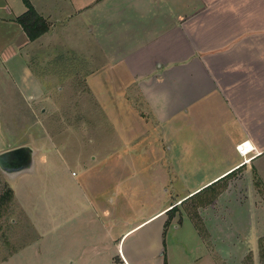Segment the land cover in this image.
<instances>
[{
	"label": "crops",
	"instance_id": "0c3cea01",
	"mask_svg": "<svg viewBox=\"0 0 264 264\" xmlns=\"http://www.w3.org/2000/svg\"><path fill=\"white\" fill-rule=\"evenodd\" d=\"M28 2L48 31L29 41L16 21L27 11L23 0H0V93H11L10 81L23 93L22 79L34 78L30 60L66 62L74 56L83 63H112L109 67L127 71L130 79L117 95L132 98L129 111L136 104L145 110L136 115L137 125L153 127L142 130V137L152 143L145 155L150 152L156 159L144 166L152 184L144 203L155 208L144 214L141 226L127 230L125 221L108 216L113 199H64L65 243L81 248L74 257L67 254L66 264L78 263L83 251L98 254L105 237L116 244L112 239L137 229L144 230L149 252L162 258L168 232L181 236L185 222L201 249L194 264H215V254L225 259L234 243L259 264L257 241L264 236V0ZM71 28L80 31L83 42L95 41L99 58H93L85 43L76 48ZM116 140L120 142L119 135ZM242 144L246 154L237 150ZM135 149L136 144L129 152L135 154ZM222 181L224 191L197 209L208 244L183 206ZM105 223L116 237L105 232ZM172 244L170 254L177 240Z\"/></svg>",
	"mask_w": 264,
	"mask_h": 264
},
{
	"label": "rangeland",
	"instance_id": "374dc122",
	"mask_svg": "<svg viewBox=\"0 0 264 264\" xmlns=\"http://www.w3.org/2000/svg\"><path fill=\"white\" fill-rule=\"evenodd\" d=\"M70 30L76 48L85 43L93 58L100 57L95 41L83 42L78 29ZM95 61L83 63L74 56L66 62L30 60L34 78L22 79L23 93L12 88L16 83L11 81V93H0V152L27 146L35 152L36 166L35 174L13 180L0 171V196L11 192L9 200L5 196L0 200V264H66L67 254L75 256L80 246L74 243L71 248L63 237L64 199H113L108 216L125 221L127 230L141 224L150 210L144 194L150 198L152 184L144 166L156 159L150 152L144 153L152 143L142 137V130L153 127L137 125L138 112L144 115L145 110L136 104L129 111L128 103L135 102L128 94L116 93L129 86L127 71ZM132 140L135 142L130 143ZM134 144L136 153L132 154L129 149ZM186 207L187 202L183 209ZM185 225L187 222L181 236L168 232V251L158 259L145 244L144 230L126 233L121 239L105 223V232L117 236L112 241L119 243L107 240L104 233L105 243L98 254L83 251L76 264H119L120 259L123 264H194L201 249L196 248ZM120 226L125 229V224ZM75 240L80 242L79 237ZM176 240L170 254L169 247ZM249 243L251 246L253 239ZM242 249L234 243L225 259L216 254L211 257L215 264H239ZM248 255L253 264L250 252L242 261Z\"/></svg>",
	"mask_w": 264,
	"mask_h": 264
},
{
	"label": "trees",
	"instance_id": "16d2710c",
	"mask_svg": "<svg viewBox=\"0 0 264 264\" xmlns=\"http://www.w3.org/2000/svg\"><path fill=\"white\" fill-rule=\"evenodd\" d=\"M23 3L27 9V11L17 18V23L22 28L24 33L27 36V39L29 41H34L43 34H45L48 31V24L45 22L43 18H41L33 7L29 4L28 0H23ZM234 176L233 174L229 175L228 178H232ZM226 182L222 181L221 183H216L211 185L210 187H207L200 191L199 193L195 194L190 198L188 203V207L185 208L187 211V214L190 217L191 222L193 223L195 229L197 230L200 237L207 241V233L205 231V228L203 226V223L201 222L198 214L197 209L199 207L207 206L211 202H213L221 192L224 191L226 187ZM7 197L8 200L10 199L11 192L8 190L6 191L2 196H0V200H2V197ZM174 211V208L172 209ZM170 221V217L168 218ZM168 221V222H169ZM168 224V223H167ZM258 249H259V263L264 264V237L259 238L258 240ZM251 263V256L248 255L244 258L242 261V264ZM166 264V263H164Z\"/></svg>",
	"mask_w": 264,
	"mask_h": 264
},
{
	"label": "water",
	"instance_id": "95a60500",
	"mask_svg": "<svg viewBox=\"0 0 264 264\" xmlns=\"http://www.w3.org/2000/svg\"><path fill=\"white\" fill-rule=\"evenodd\" d=\"M35 152L27 147H18L0 153V171L10 180L23 174L34 173Z\"/></svg>",
	"mask_w": 264,
	"mask_h": 264
},
{
	"label": "built area",
	"instance_id": "2783aa9c",
	"mask_svg": "<svg viewBox=\"0 0 264 264\" xmlns=\"http://www.w3.org/2000/svg\"><path fill=\"white\" fill-rule=\"evenodd\" d=\"M244 147V145L242 144V145H239L238 147H237V150L240 152V153H244V154H246V149H244L243 148Z\"/></svg>",
	"mask_w": 264,
	"mask_h": 264
}]
</instances>
